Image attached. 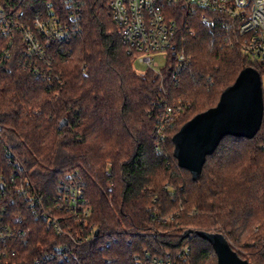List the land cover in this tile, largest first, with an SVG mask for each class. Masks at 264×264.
<instances>
[{
    "label": "trees",
    "instance_id": "trees-1",
    "mask_svg": "<svg viewBox=\"0 0 264 264\" xmlns=\"http://www.w3.org/2000/svg\"><path fill=\"white\" fill-rule=\"evenodd\" d=\"M82 1L84 33L60 61L59 95L17 66L0 68V191L19 172L8 152L50 204L67 173L81 175L90 225L100 237L63 264H126L144 248L173 255L188 248L186 264H218L210 242L185 236L190 229L220 232L241 258L264 264V117L253 138L225 136L197 180L178 165L173 143L186 122L217 105L244 68L263 75L260 66L197 16L194 33L178 46L189 59L180 72L172 57L161 75L138 74L111 0ZM47 2L61 0H0L29 12ZM163 115L170 121L160 140ZM20 204L28 231L20 251L27 260L66 243Z\"/></svg>",
    "mask_w": 264,
    "mask_h": 264
},
{
    "label": "built area",
    "instance_id": "built-area-1",
    "mask_svg": "<svg viewBox=\"0 0 264 264\" xmlns=\"http://www.w3.org/2000/svg\"><path fill=\"white\" fill-rule=\"evenodd\" d=\"M82 2H47L34 12L0 4L2 71L17 66L59 95L58 87L63 84L60 61L71 55V43L84 33ZM111 11L128 53L135 54L157 75H161L162 68L154 59L156 54L161 55L166 66L172 57L177 58L178 72L188 63V57L178 46L187 33H194L192 19L199 16L212 34L223 37L260 66L264 94V0H111ZM169 121L165 115L159 117L160 140L165 139V125ZM1 130L0 127V133ZM8 154L19 172L12 178L13 184H3L0 191V264H63L80 247L98 241L100 232L96 234L98 229L90 225L92 207L78 172L64 176L50 204L24 173L17 157L12 152ZM19 200L58 235L67 237L66 243L27 260L20 251L28 231L23 225ZM105 241L109 247L111 241ZM188 250L183 248L180 256L181 253L173 255L144 248L126 264H186Z\"/></svg>",
    "mask_w": 264,
    "mask_h": 264
},
{
    "label": "water",
    "instance_id": "water-1",
    "mask_svg": "<svg viewBox=\"0 0 264 264\" xmlns=\"http://www.w3.org/2000/svg\"><path fill=\"white\" fill-rule=\"evenodd\" d=\"M263 117L261 74L248 66L222 92L216 106L194 116L173 136L178 165L189 170L193 180H197L207 156L215 152L225 136L253 138L262 126ZM193 234L211 243L218 264H253L241 258L222 233L190 229L185 236Z\"/></svg>",
    "mask_w": 264,
    "mask_h": 264
},
{
    "label": "rangeland",
    "instance_id": "rangeland-1",
    "mask_svg": "<svg viewBox=\"0 0 264 264\" xmlns=\"http://www.w3.org/2000/svg\"><path fill=\"white\" fill-rule=\"evenodd\" d=\"M154 59L160 62L161 68L166 66V62L161 55H154ZM134 68L138 74H144L147 70H149V66L146 63L140 62L138 59L134 61Z\"/></svg>",
    "mask_w": 264,
    "mask_h": 264
}]
</instances>
